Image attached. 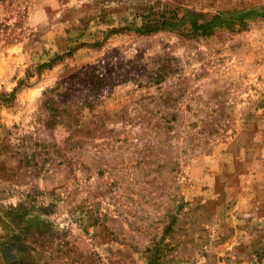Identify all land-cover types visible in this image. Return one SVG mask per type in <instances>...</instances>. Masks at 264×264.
<instances>
[{
	"label": "rangeland",
	"instance_id": "374dc122",
	"mask_svg": "<svg viewBox=\"0 0 264 264\" xmlns=\"http://www.w3.org/2000/svg\"><path fill=\"white\" fill-rule=\"evenodd\" d=\"M0 264H264V0H0Z\"/></svg>",
	"mask_w": 264,
	"mask_h": 264
},
{
	"label": "trees",
	"instance_id": "16d2710c",
	"mask_svg": "<svg viewBox=\"0 0 264 264\" xmlns=\"http://www.w3.org/2000/svg\"><path fill=\"white\" fill-rule=\"evenodd\" d=\"M161 20H150L148 17H145L144 22L142 23L141 26L136 28V31L139 33H151L156 30L160 29H166L169 25V22L165 20V15H161ZM69 53V52H68ZM70 54V53H69ZM62 57H59L61 59ZM3 256L6 260H10L13 258L12 255H9L6 252V248L2 250Z\"/></svg>",
	"mask_w": 264,
	"mask_h": 264
}]
</instances>
